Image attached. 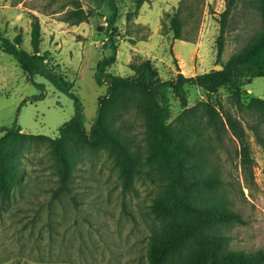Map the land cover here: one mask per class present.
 <instances>
[{
	"label": "rangeland",
	"instance_id": "1",
	"mask_svg": "<svg viewBox=\"0 0 264 264\" xmlns=\"http://www.w3.org/2000/svg\"><path fill=\"white\" fill-rule=\"evenodd\" d=\"M76 2L94 12L81 25L72 24L74 19L69 17ZM117 4V61L107 73L122 78L135 79L133 66L148 59L161 81L174 80L179 72L193 77L218 66L222 70L247 50L264 27L260 0H117ZM177 10L186 41L174 39L170 18ZM110 13L107 0H0V29L11 40L21 35L22 48L28 52H32L33 16L39 18L41 53L49 52L48 67L64 77L81 100L87 134L99 98L108 93V85H98L95 74L99 61L110 55L103 47L106 35L98 31L106 28ZM222 25L225 47L218 64L216 39ZM186 90L188 108L210 100L224 118L231 115L245 130L252 178L242 170V142L230 129L218 138L210 134L208 154L221 171L233 209L246 222L225 230L229 247L246 253L264 249V146L252 130L259 126L264 138V121L259 112L238 110L228 87L209 97L199 87L186 86ZM242 90L245 103L250 98L264 100V77L254 78ZM169 98V122H173L184 107L172 91ZM74 116L72 97L46 75H28L0 49V128L17 123L24 134L55 139ZM115 126L143 162L148 151L143 116L131 108ZM0 136L4 153L20 169L10 197L5 202L0 199V264H148L149 237L161 226L151 204L161 188L156 174H146L147 166L124 189L113 156L104 149L92 150L83 138L74 137L67 146L70 191L55 198L58 164L49 143L14 132Z\"/></svg>",
	"mask_w": 264,
	"mask_h": 264
},
{
	"label": "trees",
	"instance_id": "2",
	"mask_svg": "<svg viewBox=\"0 0 264 264\" xmlns=\"http://www.w3.org/2000/svg\"><path fill=\"white\" fill-rule=\"evenodd\" d=\"M234 2V0H231ZM141 5V2H138ZM111 11L106 20V28H98L105 33L103 47L110 51L108 57L99 61L95 80L100 86L107 84L108 93L99 98L97 116L90 134L85 128L84 107L81 100L72 93V85L56 71L48 67L49 52L41 53V25L33 16L31 27L32 52L22 48L23 40L17 35L8 38L0 29V49L15 59L19 67L31 77L44 74L61 91L75 100V116L59 130V137L52 139L43 135L24 134L17 123L11 128H0L2 133H19L22 138L47 141L58 164L59 186L53 196L58 198L70 191V158L68 144L74 137L83 138L92 150L104 149L109 152L119 167L124 189H129L141 167L147 166V175L158 176L161 191L153 199L151 212L161 222L160 229L149 237L148 264H264V249L253 253L233 250L229 247L225 230L232 226L244 225L245 220L231 205L221 171L211 162V135L218 138L222 131L230 129L242 146L239 152L246 176L253 177V160L250 148L244 143L245 130L231 115L226 118L209 100L188 108L186 86L203 89L208 97L228 87L238 110L259 112L264 121V100L250 98L243 101L242 87L250 85L256 77H264V27L255 36L243 53L235 55L222 70H211L204 74L186 77L179 72L174 80L161 81L151 60H145L133 69L135 79L108 74L107 70L116 63L118 43L116 23L119 19L117 0H107ZM70 12L72 24L78 25L94 15L76 2ZM258 7L264 15V0ZM180 10L170 18L174 39L181 36L182 20ZM228 11L222 14L226 18ZM217 61L221 64L224 51L223 25L216 39ZM169 91L183 104V111L173 122L171 118ZM41 98V97H39ZM134 108L145 121L148 151L145 160L131 149L116 127L118 120L129 109ZM254 134L264 146L259 126H252ZM145 171V170H144ZM20 169L13 165L4 153L0 136V199L5 202L10 197L11 185L18 183Z\"/></svg>",
	"mask_w": 264,
	"mask_h": 264
},
{
	"label": "water",
	"instance_id": "3",
	"mask_svg": "<svg viewBox=\"0 0 264 264\" xmlns=\"http://www.w3.org/2000/svg\"><path fill=\"white\" fill-rule=\"evenodd\" d=\"M221 68H222L221 66H218L216 70H221Z\"/></svg>",
	"mask_w": 264,
	"mask_h": 264
},
{
	"label": "crops",
	"instance_id": "4",
	"mask_svg": "<svg viewBox=\"0 0 264 264\" xmlns=\"http://www.w3.org/2000/svg\"><path fill=\"white\" fill-rule=\"evenodd\" d=\"M176 57L180 58L177 54H176ZM182 62V61H181ZM23 131V130H22Z\"/></svg>",
	"mask_w": 264,
	"mask_h": 264
}]
</instances>
